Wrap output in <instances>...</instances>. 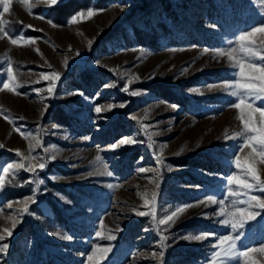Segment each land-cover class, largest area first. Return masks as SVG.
Listing matches in <instances>:
<instances>
[{
  "label": "rangeland",
  "instance_id": "1",
  "mask_svg": "<svg viewBox=\"0 0 264 264\" xmlns=\"http://www.w3.org/2000/svg\"><path fill=\"white\" fill-rule=\"evenodd\" d=\"M62 1L12 0L0 17L18 40L13 45L0 33V169L19 161L17 150L27 156L29 145L33 155H56L37 169L43 181L38 190L25 170L0 189V245H9L0 264H89L94 246L110 248L100 264H207L217 238L237 234L240 251L264 247V209L251 208L259 215L233 232L216 222L218 205L198 203L209 195L227 197L224 177L240 171L237 154L242 163L254 162L264 179L260 157L238 151L240 138H224L242 124L222 87L233 79L230 62L213 58L215 50L235 47L241 33L264 25V0H93L91 18L76 14V23L70 17L58 25L48 15ZM253 40L264 50L260 33ZM9 63L21 85L15 92L3 89ZM52 72L61 75L49 94L51 81L41 73ZM129 79V93L139 95L122 91ZM108 104L116 106L109 110ZM122 138L138 142L121 145ZM140 168L159 169V176ZM34 192L30 214L21 216L18 201ZM153 192L157 219L192 205L163 231V242L151 217L133 211H146L142 197L147 193L150 200ZM251 195L264 199L259 190ZM12 219L20 222L8 236L3 229ZM195 234L206 238L183 239ZM159 251L164 255L157 259L152 254ZM230 264H264V252Z\"/></svg>",
  "mask_w": 264,
  "mask_h": 264
},
{
  "label": "snow or ice",
  "instance_id": "2",
  "mask_svg": "<svg viewBox=\"0 0 264 264\" xmlns=\"http://www.w3.org/2000/svg\"><path fill=\"white\" fill-rule=\"evenodd\" d=\"M47 2L54 6L58 3V0H47ZM12 3V0H0V17L3 13L9 11V7ZM95 14L94 10L89 9L87 13L80 12L77 16L83 18L85 15L87 18H91ZM77 16L72 17V23L77 22ZM51 24L52 22L49 21ZM6 22L3 19H0V33H3L5 36H8L10 42L13 45L18 43L17 38H13L9 35L7 28L5 27ZM55 26V25H53ZM28 27H32L28 25ZM257 33L261 34V37L264 38V25L260 27H253L251 31L243 32L239 35L238 40L235 42V47H229L228 49H218L213 53V58L227 56L228 61L230 62V67L233 70L231 75L233 79L231 81H225L222 84L223 90L233 99L229 102V107L237 109L239 115L236 117L237 120L242 124L240 131L235 132L232 136L227 135V130L225 131V139H236L240 138L242 141L237 145L238 151L242 152L245 148L251 149L249 156H259V163H264V106H255L257 101H264V50L255 48L253 45L255 41L253 37ZM20 39H23L21 37ZM34 42V41H33ZM91 43V41H89ZM232 43V42H230ZM38 51V50H37ZM205 52L208 49L204 50ZM79 55V53H77ZM65 66L67 61L64 62ZM187 69H185L186 71ZM7 80L3 82V89H7L10 92H15L17 88L21 85L16 82V77L13 75V68L9 63L7 69ZM59 72H52L50 74L41 73V76L44 80H49L51 83L47 87L49 94H53L54 89L57 85V81L60 79ZM133 79H138L135 77ZM11 82V83H10ZM132 83V79L124 85L122 91L129 93V84ZM111 87L112 85H108ZM39 91V90H37ZM195 91V90H192ZM132 96H137L140 93L138 91H131L129 93ZM116 105L108 104L107 109H112ZM119 107H125V104L121 103ZM101 106L95 107L96 113H101ZM256 114L259 116V123L256 121ZM135 119V117H132ZM144 128L150 127L149 125H141ZM150 139V137H149ZM135 139L131 138H122L120 144H134L137 143ZM151 146V145H150ZM198 146V145H197ZM2 147V145H0ZM36 147H43L41 141L37 140ZM47 152V149H44ZM35 152V147L29 145V154L24 156L19 150H17V156L20 158L18 162L8 164L7 166L0 169V189L5 186L6 178L11 177L7 180L8 184H11L13 180L17 177V170H25L26 172L32 174L29 177L28 182L36 184L37 190L39 189V184L43 181L39 178V173L37 169L43 170L46 167L48 162L56 159V155L52 154L47 157L37 156L32 153ZM101 158L96 157V160L99 161ZM27 161V163H25ZM33 161H38V163H33ZM157 163L163 164V160L160 157H157ZM235 168L240 170L239 172H233L230 175L224 177L226 182V192L227 197L231 199H216L214 196H207L206 200H200L198 203L205 205H218V211L215 213L217 223L223 225H230L233 232H236L237 228H243L244 222L246 219H254L259 213L250 211L253 207H258L264 209V199L259 196L251 195L253 190H259L264 192V179H261V176L258 174V169L254 162L249 160H244L242 163L241 156L236 155L234 157ZM167 166V165H165ZM155 171L157 176H159V169L152 168H140L139 172H153ZM107 175H112L111 172H107ZM155 182L156 187H159V183ZM235 186V188L233 187ZM111 187V186H110ZM138 195H140L138 193ZM147 193L144 194V207L146 211H138L135 208L133 211L138 216H150L151 219L156 223V230L160 232L161 242L168 239L167 236L163 235V231H167V228H170L179 217L180 214L186 211V208L192 207V205L186 206H177L175 210H169L168 213H165L162 218L157 219V194L153 192L151 199L146 198ZM241 197H246L242 199ZM35 202V192L33 195L25 197L23 200L18 201L22 204L23 207L19 210V214H30L28 202ZM254 202V203H253ZM240 205H246L247 207H240ZM8 207L11 208L12 204L9 203ZM206 216V214H204ZM223 217V219H221ZM11 219V217H10ZM19 220L12 219L11 228H4L3 232H6L8 236L12 235V230H14L19 223ZM160 226H166L164 229H161ZM101 229L104 228L103 221L100 222ZM56 234V233H53ZM96 235L102 237V232L97 231ZM62 239H70L69 236H61ZM107 239H114L113 236L109 235ZM206 238L205 235L195 234V235H185L183 237L186 241H203ZM241 236L239 234L235 236H224L218 237V244H213V251L208 259L207 264H230L232 261H239L240 257H247L250 252H264V247L260 249L248 248L247 251H240L237 248V241L240 240ZM5 240V236L0 234V241ZM8 244L4 243L0 245V252H4L8 248ZM166 247L161 243V248ZM110 251V248L94 246L91 254L87 255V260L89 264H100L101 260L104 258V255ZM157 259L163 257L164 252L159 251L158 253L154 252L152 254ZM162 264V260H161Z\"/></svg>",
  "mask_w": 264,
  "mask_h": 264
},
{
  "label": "trees",
  "instance_id": "3",
  "mask_svg": "<svg viewBox=\"0 0 264 264\" xmlns=\"http://www.w3.org/2000/svg\"><path fill=\"white\" fill-rule=\"evenodd\" d=\"M92 3L93 0H63L62 3L50 11L48 17L50 16L55 24L65 25L70 17L82 11H87Z\"/></svg>",
  "mask_w": 264,
  "mask_h": 264
}]
</instances>
